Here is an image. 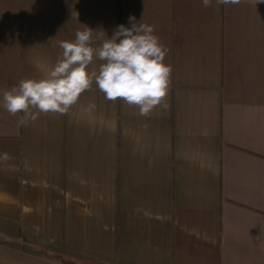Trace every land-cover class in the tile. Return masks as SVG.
Masks as SVG:
<instances>
[{"label": "crops", "instance_id": "obj_1", "mask_svg": "<svg viewBox=\"0 0 264 264\" xmlns=\"http://www.w3.org/2000/svg\"><path fill=\"white\" fill-rule=\"evenodd\" d=\"M130 16L169 49L167 109L95 83L65 115L4 109ZM0 264H264V0H0Z\"/></svg>", "mask_w": 264, "mask_h": 264}, {"label": "clouds", "instance_id": "obj_2", "mask_svg": "<svg viewBox=\"0 0 264 264\" xmlns=\"http://www.w3.org/2000/svg\"><path fill=\"white\" fill-rule=\"evenodd\" d=\"M211 7L213 0H201ZM216 5L239 4L240 0H215ZM78 16V13H76ZM130 27L119 25L111 38L92 46L93 30L75 32L73 40L59 42L62 53L55 65L40 79H21L3 93V107L19 122L35 121L39 114L65 115L80 96L95 83L110 101L120 100L148 117L157 107L167 109L173 68L165 63L169 49L155 34L154 26L129 17ZM102 63L90 70L93 60ZM89 105V110L94 108ZM4 159L8 158L7 153Z\"/></svg>", "mask_w": 264, "mask_h": 264}]
</instances>
